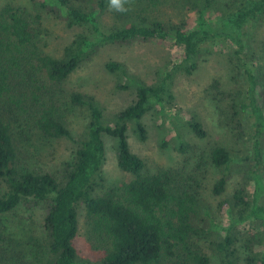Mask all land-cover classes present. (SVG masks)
I'll return each mask as SVG.
<instances>
[{
	"label": "trees",
	"instance_id": "trees-1",
	"mask_svg": "<svg viewBox=\"0 0 264 264\" xmlns=\"http://www.w3.org/2000/svg\"><path fill=\"white\" fill-rule=\"evenodd\" d=\"M30 1L32 9L16 0H9L0 7V101L12 112L19 107L25 109L21 104L28 96L40 100L58 93H50L53 86H60L100 43L134 40L174 43L183 47L184 56L161 73L153 84L131 76L122 63L108 62L107 69L125 75L136 92L134 102L114 114L110 122L105 120L103 109L93 96L81 92L70 94L67 103L87 108L89 123L63 180L50 172L35 173L17 168L12 123L0 114V177L7 186L0 194V216L12 212L24 198L49 201L44 221L49 240L46 264H93L82 263L74 245L79 230L77 206L80 203L85 205L94 231L104 234L109 243L97 264H174L168 262L174 257L179 259L175 264H209L210 257L204 251L188 245L191 234L198 232L192 224L199 200L197 190L178 170L146 172L143 159L131 150L128 128L132 124L137 137L145 140L147 114L155 112L163 119L165 116L164 123L167 118L171 123L176 120L179 116L170 108L175 98L174 75L181 69L189 73L195 70L208 44L227 43L245 78V84L235 91L230 107L238 119V127L244 126L242 118L247 121L245 128L251 134L254 162L248 173L254 183L253 193L242 188L235 190L232 203L226 204L229 225L223 228L225 234L217 244L223 264H238L236 230L248 220H260L264 228V205L258 202L264 192V75L262 68L255 67L259 66L258 60H247L246 42V28L264 15V0H227L221 6V0H128L124 7L129 10L125 12L110 7L109 0H90L91 6L77 5L73 0ZM163 6L179 10V19L174 20L175 15L162 16ZM48 10L69 26H80L90 32L77 34L61 57L43 51L38 43L42 12ZM106 14L113 20L109 26L102 22ZM187 14L193 21L185 18ZM128 86L120 84L122 88ZM32 114L17 115L16 120L24 121L20 125L27 131L36 130L44 137L72 138L52 108ZM184 124L197 137H206V129L197 116L186 119ZM105 134L116 142L119 168L133 175L121 186H102ZM177 139L178 150L183 152L187 144L179 134ZM234 160L238 158L225 146L217 145L211 151L214 167L227 169ZM227 182L228 176L222 175L214 185V193H223ZM99 188L104 189L99 193ZM0 239L6 241L5 244L10 241L3 229ZM179 245L186 250L181 256L175 253ZM260 246L257 251L248 249L246 264H264V232Z\"/></svg>",
	"mask_w": 264,
	"mask_h": 264
},
{
	"label": "rangeland",
	"instance_id": "rangeland-1",
	"mask_svg": "<svg viewBox=\"0 0 264 264\" xmlns=\"http://www.w3.org/2000/svg\"><path fill=\"white\" fill-rule=\"evenodd\" d=\"M8 1L0 0V7ZM16 1L29 9L33 8L30 0ZM224 1L227 0H221L220 6L225 4ZM73 2L81 6H91L90 0ZM175 10L174 6H163L161 15L165 18L175 15L173 19L177 20L180 12ZM42 14V39H38V43L43 51L55 57L63 55L65 47L77 34L90 33L83 27L69 26L63 18L50 10ZM189 15L185 17H188V20ZM102 22L104 26H109L113 20L106 14L102 17ZM246 30L249 57L247 60H258L259 66L255 67L262 68L261 74L264 75V15L251 22ZM183 56V47L174 43L145 40L100 43L60 86H53L50 93H58L51 98L45 96L40 100H33L28 96L27 101L21 104L25 105V109L19 107L13 112L9 110L8 105L0 101V114L12 123L18 152L17 168L35 173L50 172L62 180L71 169L79 142L85 136L89 123L87 108L67 103L71 93L81 92L93 96L101 105L107 122H110L114 114L134 102L135 88L128 83L125 75L110 72L106 67L108 62L122 63L131 76L153 84L161 73L178 63ZM251 56L253 58H250ZM262 80L264 82V78ZM120 84L129 86L122 88ZM244 84L245 78L238 69L230 46L227 43L208 44L202 51L195 70L189 73L181 69L174 75L172 91L175 98L170 108L174 115L179 117L172 123L167 118L164 123L165 116L163 119L155 112L147 114L144 117L147 129L145 140L137 137L132 124L128 128L131 150L143 159L146 172L178 170L183 174V178L190 179L189 184L197 190L199 200L192 224L198 232L191 234L188 245L190 248L204 251L210 257L209 264H223L217 244L225 234L223 228L229 225L226 204L232 203L237 188L245 189L251 194L254 190V183L248 177L254 163L251 134L249 129L245 128L247 121L244 118L241 119L244 126H237L238 119L234 117L230 107L231 100L236 95L235 91ZM45 108L55 111V115L71 132L72 138L44 137L36 130L27 131L20 125L24 121L16 120L17 115H33L32 113L38 111L41 113ZM191 116H197L202 122L207 132L206 137H197L185 126L184 121ZM178 134L187 144L183 152L178 150ZM104 140L106 153L102 165V186H121L129 182L133 175L119 168L115 140L107 134L104 135ZM164 140L166 142H163ZM217 145L227 147L233 157L238 158L232 161L227 169H220L212 164L211 151ZM262 147L264 151V139ZM262 171L264 172V158ZM224 174L228 176L226 189L221 194H215L214 185ZM103 189L99 188L98 192ZM6 190V183L0 177V194ZM258 202L264 205V192ZM49 206L48 200L24 198L12 212L0 216V231L3 229L10 238L7 244L6 236L5 242L0 239V264H46L49 257V240L44 221ZM77 209L79 230L74 245L79 259L82 263H100L109 247L107 238L99 231H94L83 203H80ZM263 232L260 220H248L236 230L238 264H246L248 249H261ZM184 252L186 250L181 245L175 248V253L179 256ZM177 258L167 259L175 264L179 260Z\"/></svg>",
	"mask_w": 264,
	"mask_h": 264
},
{
	"label": "clouds",
	"instance_id": "clouds-1",
	"mask_svg": "<svg viewBox=\"0 0 264 264\" xmlns=\"http://www.w3.org/2000/svg\"><path fill=\"white\" fill-rule=\"evenodd\" d=\"M128 0H109V6L116 9L120 12L128 11L129 9L125 8L124 5Z\"/></svg>",
	"mask_w": 264,
	"mask_h": 264
}]
</instances>
